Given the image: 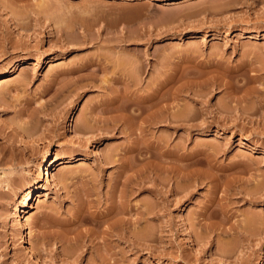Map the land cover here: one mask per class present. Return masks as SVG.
<instances>
[{
    "label": "rangeland",
    "instance_id": "374dc122",
    "mask_svg": "<svg viewBox=\"0 0 264 264\" xmlns=\"http://www.w3.org/2000/svg\"><path fill=\"white\" fill-rule=\"evenodd\" d=\"M161 79L146 133H130L115 117ZM46 153L54 182L19 216ZM0 172V264H264V0H0ZM128 188L135 243L72 256L78 208Z\"/></svg>",
    "mask_w": 264,
    "mask_h": 264
},
{
    "label": "bare ground",
    "instance_id": "6f19581e",
    "mask_svg": "<svg viewBox=\"0 0 264 264\" xmlns=\"http://www.w3.org/2000/svg\"><path fill=\"white\" fill-rule=\"evenodd\" d=\"M130 1H133V0H130ZM23 61H25V60H23ZM100 63H101V61H99ZM100 63H99V65H100ZM130 63V62H129ZM132 63V62H131ZM18 64H20V61L18 62ZM98 64V63H97ZM136 64V63H135ZM81 69H83V68H81ZM130 70H126V74H124V73H122V75L124 76H122L125 80L124 81H127L126 83H128V82H131V83H133V81L135 80V77L137 76V75H139V74H141V72H142V67H141V65L140 66H138V65H135L134 67H133V65H132V67H131V65H130V68H129ZM79 70V68L77 69V71ZM67 72V71H66ZM71 73H73V70H69L68 72H67V74H71ZM138 77V76H137ZM76 78V79H75ZM75 78L74 79H69L68 80V83L70 84H67L66 82V85H63V87L62 88H64L65 86H66V90H67V85H69V86H71L72 87V84L74 85V84H76V82H77V78H80L79 77V75L76 77L75 76ZM104 80V79H103ZM102 80V81H103ZM79 81V80H78ZM78 83V82H77ZM166 83H168V82H166V79H161V80H159L156 84H155V86L153 87V89H152V92L151 93H149L147 96L145 95H143V96H137L136 98V104H134V107L132 108V110H130L131 111V114L129 115V113H128V115H129V117L131 116V118H129V117H127V114L126 113H124V114H126V116L124 115V114H121V113H123V112H121V111H119V114L115 117L116 118V120L118 121V122H120V123H122V122H127L128 123V125H129V128H130V133H133L134 132V128H135V126H137V128H138V130H139V135H142L143 133H146V127H148L149 125H150V117H152L151 119H153V116H151V115H153V111L152 112H150V110L153 108V107H155L154 105H156V104H158L159 103V100L157 101L156 99L158 98L157 97V95H158V92L161 90V89H163V87L166 85ZM129 85V84H128ZM81 87H82V85H81ZM69 89V88H68ZM61 91H62V89H60ZM133 98H135V96L133 97ZM161 100V99H160ZM163 101V100H162ZM134 102H132L131 104H133ZM159 105V104H158ZM157 106V105H156ZM121 107V106H120ZM119 107V108H120ZM159 107V106H158ZM162 106H160V108H161ZM157 108V107H156ZM127 109V107H123V110H126ZM163 108H161L160 110L159 109H157V111L159 110L160 112H164L163 110H162ZM107 110H109V109H107ZM111 110H113L114 111V109H111ZM117 110V109H116ZM120 110V109H119ZM128 110V109H127ZM126 110V111H127ZM153 110V109H152ZM165 110V109H164ZM158 111V112H159ZM112 112V111H111ZM116 112V111H115ZM121 112V113H120ZM132 112L133 113H135V114H132ZM113 113V112H112ZM116 113H118V112H116ZM163 114V113H162ZM69 117H73V110H71L70 112H69ZM114 117V116H113ZM177 117H179V116H177ZM111 118V117H110ZM118 118V119H117ZM174 119H176V117H174ZM168 120V121H167ZM180 121V120H179ZM152 122V121H151ZM157 122H159V123H164V122H170L169 121V119L165 116V117H163V118H161L160 117V120L159 121H157ZM176 122H178L177 120H176ZM175 122V123H176ZM116 124H118L117 122L115 123V126H112V130H114L115 129V127L117 126ZM133 124H134V128H133ZM169 124V123H168ZM131 126V127H130ZM77 133H79V132H77ZM80 135V134H79ZM137 143V142H136ZM138 144V143H137ZM137 144H136V146H133L132 148H131V150L129 151V152H131V151H133V149L135 150V148L136 147H138L137 146ZM144 148V147H143ZM143 148H141V149H143ZM137 149V148H136ZM141 149H138V151L139 150H141ZM145 149V148H144ZM147 149V148H146ZM134 152V151H133ZM150 151H148L147 150V153H146V151L144 150V151H139V153L137 152V154H138V156H140V157H142L143 159H145L146 158V154H148ZM45 162L43 163V165L42 166H40L38 169L40 170V173H39V175H38V180L36 181V182H34L32 185H31V189H29L25 194H24V201H23V204H22V206H21V208H20V210H19V212H18V214H19V216H20V214H25V213H27L28 212V210L30 209V207H31V202L33 201V199H34V197L35 196H37V195H39L40 194V192H41V190L43 189V187L45 186V184L44 183H46V185L47 186H51V184H53V182L54 181H52L53 179H51V175H52V168H54L56 165H52L54 162H53V158H52V156L49 154V153H46V155H45ZM65 159L66 158H62V159H60V162L58 161V165L57 166H60V165H64V163H65ZM109 160H107V163H111V162H115V161H117L116 159H113V158H111V157H109L108 158ZM127 162L126 161H124V160H121V163H120V165H119V167H121L122 169L121 170H125L126 171V173H128L127 171L128 170H131V167H130V165L128 166L127 164H126ZM147 164V163H146ZM150 164V163H149ZM145 164H143L142 165V167L144 166ZM133 166V165H132ZM146 166V165H145ZM151 166V165H150ZM149 166V167H150ZM134 167V166H133ZM133 167H132V170H133ZM147 169L148 167H144V168H141L140 170H137L138 172L140 171L141 172V170L143 171V169ZM145 169V170H146ZM148 170H150V169H148ZM125 171H124V173H125ZM134 171V170H133ZM132 171V172H133ZM136 171V172H137ZM135 172V171H134ZM144 172V171H143ZM147 172V171H146ZM146 172H144V173H146ZM131 174V173H130ZM132 175V174H131ZM144 175V174H143ZM142 175V177H141V180H142V178L143 177H145V175L143 176ZM147 177V176H146ZM149 177V176H148ZM127 178V177H126ZM147 179V178H146ZM127 180H128V178H127ZM149 180V179H148ZM124 182H126V181H124ZM137 183H138V181H136ZM117 183H118V181H117ZM139 183H141L140 181H139ZM145 183H146V181H143L142 180V183L141 184H139V187H138V184L136 185V187H138L137 188V190L139 191V190H142V189H145ZM151 185H155V183L156 184H160V185H162V183H161V181L160 182H158L157 183V180L155 179V178H153V179H151ZM154 183V184H153ZM122 184H124V183H122ZM128 184V183H127ZM126 184V185H127ZM55 185V184H54ZM126 185H125V187H126ZM134 186V185H133ZM163 186V185H162ZM115 187V186H114ZM45 188V187H44ZM123 188V187H122ZM117 189V188H116ZM116 189H113V190H116ZM125 189V188H124ZM124 189H123V191L120 193V195L118 196V200H116V193H114V192H116V191H114L113 193H111V195L109 196V198H108V200H110V202L108 203L109 205L103 210V211H101V210H99V207L97 206V203L95 204V199H93V198H91L89 201H88V209L87 210H83L81 207L80 208H78V210L75 212V218H73L72 220H70V222H68L67 224V226L69 227L70 225H78V227H81L82 225H88L89 227L88 228H86V230L83 232V233H81L80 234V232H78L77 231V227H75V229H76V231L78 232H76L77 234H74L72 237H70V238H72V240L73 241H76V246L74 245L73 246V248H71V250H69L70 251V254L72 255V256H76V258L78 257L79 258V256H80V253H83V248L85 247L86 248V250L85 251H87L88 249H91L92 248V246H93V244L92 243H94V246L93 247H95V245H98V246H96V248L97 247H99L100 246V252H97L96 254H97V258H98V260H100L101 262H102V260L104 261L105 260V262H106V260H108V258H113V257H115V256H117V254H118V252H117V250H115V246H114V244H113V240H114V238H116V239H120V238H123V239H125V241L126 242H128V246H131V245H133L134 243H135V235H134V231H135V229H134V222H138V221H136V219L134 218V220H131V219H126V218H124V214H126V213H129V211H131V207H129V204H128V202H129V200H128V195L131 193V190H129V189H131V188H128V189H126V191L124 192ZM135 189V188H134ZM127 190H129L128 192L129 193H127ZM133 190V189H132ZM90 192V191H89ZM120 192V191H119ZM93 195H94V193H87L86 192V197L87 198H90V197H93ZM97 197V196H96ZM97 200V199H96ZM97 202V201H96ZM99 204V203H98ZM91 207H93V208H95V211H88V210H90L89 208H91ZM145 209V210H144ZM143 209V211H140V212H142L141 213V216L143 217V215H148V209H147V207H145ZM140 214V213H139ZM141 216H139V217H141ZM23 217V216H22ZM141 217V218H142ZM145 217V216H144ZM140 218V219H141ZM143 219V218H142ZM141 219V220H142ZM144 219H146V218H144ZM143 219V220H144ZM140 220V221H141ZM69 221V220H68ZM64 223V222H63ZM63 223H61V224H63ZM56 224V223H55ZM60 224V223H59ZM73 225V226H74ZM80 225V226H79ZM56 226H58V225H56ZM59 227H60V225H59ZM28 229V222H27V220L26 219H24L22 222H20V224H19V242L21 243V244H23V245H26L27 244V232H26V230ZM74 229V230H75ZM81 231V230H80ZM72 232H73V230H72ZM148 232V231H147ZM74 233V232H73ZM71 234V233H70ZM136 234V233H135ZM146 235H147V233H146ZM69 237H68V239H70ZM147 238H149V237H147ZM87 241H89L88 243L89 244H87ZM68 242H69V240H68ZM77 242H78V244H77ZM74 243V242H73ZM92 244V245H91ZM69 245H70V243H69ZM33 247H29V245H28V247L26 248L27 250V252L26 253H28V255H29V257L32 259V260H34L35 258H36V254H35V251H33V249H32ZM68 249H69V247H68ZM92 249H94V248H92ZM98 249V250H99ZM94 250H96V249H94ZM94 250H92V251H94ZM34 252V253H33ZM37 253V252H36ZM67 253V252H66ZM38 254V253H37ZM70 254H68V255H70ZM111 258V259H112ZM37 260V259H36ZM110 260V259H109ZM108 260V261H109ZM35 261V260H34Z\"/></svg>",
    "mask_w": 264,
    "mask_h": 264
},
{
    "label": "clouds",
    "instance_id": "9594fccd",
    "mask_svg": "<svg viewBox=\"0 0 264 264\" xmlns=\"http://www.w3.org/2000/svg\"><path fill=\"white\" fill-rule=\"evenodd\" d=\"M11 179V177L7 176L3 172H0V189L7 190L8 188H10Z\"/></svg>",
    "mask_w": 264,
    "mask_h": 264
}]
</instances>
